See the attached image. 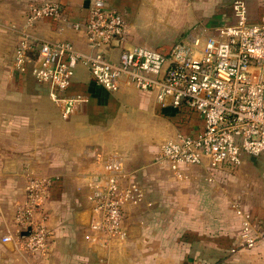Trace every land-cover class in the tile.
Listing matches in <instances>:
<instances>
[{"label": "crops", "instance_id": "crops-1", "mask_svg": "<svg viewBox=\"0 0 264 264\" xmlns=\"http://www.w3.org/2000/svg\"><path fill=\"white\" fill-rule=\"evenodd\" d=\"M91 1L0 0V264H264V236L254 247H242L248 217L264 224V155L244 158L241 170L258 164L263 171L257 179L245 177L234 197L229 193L233 171L211 175L206 167H190L177 178L154 158L166 141L189 127L181 125L185 119L178 112L162 108L155 93L126 83L108 92L80 65L66 95L88 101L65 118L48 85L36 81L35 61L24 72L14 68L25 31L53 42L67 40L85 51L72 25L86 20ZM235 1L147 0V8L184 7L192 25H200L181 39L188 41L231 22ZM243 1L252 21L264 19V0ZM47 2L61 7L62 21L48 18L29 29L30 6ZM117 10L130 21L126 47L155 49L136 42L134 14ZM109 176L123 186L137 185L143 198L124 206L123 235L105 243L90 229L96 217L91 193ZM36 179L49 182L48 200L35 214L45 218L49 238L44 251L32 253L21 241L30 229L17 220L28 184Z\"/></svg>", "mask_w": 264, "mask_h": 264}, {"label": "built area", "instance_id": "built-area-1", "mask_svg": "<svg viewBox=\"0 0 264 264\" xmlns=\"http://www.w3.org/2000/svg\"><path fill=\"white\" fill-rule=\"evenodd\" d=\"M232 9L233 20L208 35L160 49L128 48L125 16L104 0H93L86 20L72 25L82 35L85 51L70 41L53 42L25 31L19 38L14 68L24 72L35 61L36 81L48 85L51 99L65 118L88 101L66 95L80 65L108 92L116 93L126 83L155 93L157 103L178 112L187 119L181 125L189 127L161 146L155 164L168 167L177 178L190 167H206L211 175L235 171L245 157L264 155V19L252 21L243 0H236ZM48 18L61 22V7L49 2L32 5L27 27ZM48 188L46 180L31 181L27 202L18 214V223L30 229V235L21 240L28 252L47 247L45 218L36 219L35 214L48 200ZM91 195L96 217L90 229L105 243L123 235L124 206L143 198L137 185L123 186L116 176L98 180ZM254 227L260 234L253 235ZM263 236L264 224L248 217L242 247H254Z\"/></svg>", "mask_w": 264, "mask_h": 264}, {"label": "rangeland", "instance_id": "rangeland-1", "mask_svg": "<svg viewBox=\"0 0 264 264\" xmlns=\"http://www.w3.org/2000/svg\"><path fill=\"white\" fill-rule=\"evenodd\" d=\"M112 2H117L116 4L119 5L117 9L119 8L123 13L127 12L129 16L132 13L134 14L132 24L135 23L134 36L136 42L141 43L143 41L147 46L154 47L155 49L164 48L160 46L161 44L180 42L187 33H189L188 35H192L200 30H196L197 26L200 25H192L193 22L189 20L190 16L188 13H184L186 11L184 7H173L169 4H163L160 6H150L148 9L147 0H113ZM241 166L233 171L232 174L233 185L229 193L231 192V196L233 197L239 191L242 185L241 182L244 183L247 180V176H250L249 179H257L260 172L263 171L262 165L258 164L250 166L248 170H241ZM245 177L247 178L245 179Z\"/></svg>", "mask_w": 264, "mask_h": 264}, {"label": "water", "instance_id": "water-1", "mask_svg": "<svg viewBox=\"0 0 264 264\" xmlns=\"http://www.w3.org/2000/svg\"><path fill=\"white\" fill-rule=\"evenodd\" d=\"M22 235H23V237L29 236L30 235V231H27V232L23 233Z\"/></svg>", "mask_w": 264, "mask_h": 264}, {"label": "trees", "instance_id": "trees-1", "mask_svg": "<svg viewBox=\"0 0 264 264\" xmlns=\"http://www.w3.org/2000/svg\"><path fill=\"white\" fill-rule=\"evenodd\" d=\"M185 120H186V119H185ZM180 123H181V124H184V122H183L182 120L180 121Z\"/></svg>", "mask_w": 264, "mask_h": 264}]
</instances>
